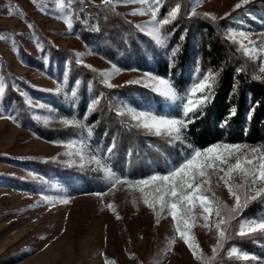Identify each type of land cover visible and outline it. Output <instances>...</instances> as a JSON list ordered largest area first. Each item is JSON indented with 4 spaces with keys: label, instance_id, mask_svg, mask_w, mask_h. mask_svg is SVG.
Masks as SVG:
<instances>
[{
    "label": "rangeland",
    "instance_id": "374dc122",
    "mask_svg": "<svg viewBox=\"0 0 264 264\" xmlns=\"http://www.w3.org/2000/svg\"><path fill=\"white\" fill-rule=\"evenodd\" d=\"M91 1L110 4V13L115 16L112 20L118 19L114 20L117 27L136 28L141 24L147 28L151 6H156L158 20L165 19L176 6L166 0H130L127 4L119 0ZM194 3L196 11L212 13L221 21L227 37L229 28L249 33L232 41L252 67L264 65V52L259 51L264 27L253 22L254 16L246 4L234 9L237 0H190V10ZM68 8L65 0H0V81L4 84V92L0 93V264H214L212 246L218 238L215 224L220 218L214 211L203 213L199 202L192 206L188 222L189 238L197 245L194 254L177 231V221L170 209L145 204V197L152 200L156 193L150 185L136 183L140 179L116 178L105 191L80 194L65 188L48 172L54 163H63L101 171L108 177V162L96 153L84 127L65 122L78 118L57 108L56 102L68 105L73 95L67 80L70 62L66 54L56 57L53 48L73 52L77 65L88 68L103 83L104 73H110L104 83L110 87L138 80L145 74L122 69L102 57L88 42L98 39L97 20L74 21ZM136 8L143 11L133 13ZM225 12L229 15L224 16ZM167 23L160 26L162 34ZM245 46L250 48L249 53L244 51ZM60 85L61 92H55ZM78 86L75 82L77 91ZM118 107L127 119L142 127L127 108L148 110L122 101ZM32 122H36L38 129L32 127ZM185 129H181L180 139H184ZM146 131L179 140L167 132ZM247 146L257 152L264 149L260 145ZM81 148L83 164L79 162L80 155L67 154ZM69 160L75 162L68 163ZM36 163L43 164L44 170H39ZM221 176L222 173L208 177L207 194L210 201L231 206L235 199ZM230 179L233 184L245 182L239 175ZM261 186L264 185L257 181L254 187ZM204 215L208 216L207 221ZM236 220L230 221L229 226L233 223L232 233L239 235L241 219ZM180 226L184 227L183 221ZM231 240V236L226 239L216 254L222 252L236 264H264L263 255L249 253L246 248L231 244Z\"/></svg>",
    "mask_w": 264,
    "mask_h": 264
},
{
    "label": "trees",
    "instance_id": "16d2710c",
    "mask_svg": "<svg viewBox=\"0 0 264 264\" xmlns=\"http://www.w3.org/2000/svg\"><path fill=\"white\" fill-rule=\"evenodd\" d=\"M166 1L180 7L177 16L163 28L166 44L159 46L133 25L117 27L114 20L118 19L112 20L115 16L110 13V4L65 0L74 21L97 20L98 39L88 42L102 57L122 69L150 72L170 80L180 96L172 101L138 83L110 87L95 79L88 68L79 67L73 52L53 48L56 57L66 54L70 62L68 90L79 81L71 102L68 105L56 102L57 108L83 122L86 138L108 162L107 168L115 173V178L109 179L101 171L54 163L48 172L65 188H72V192H102L110 188L116 178L142 179L155 172L167 174L183 163L195 148L203 149L213 143L264 146V65L261 68L250 65L237 44L223 33L220 20L213 21L199 11L189 16L190 0ZM245 6L252 11L253 22L264 27V0H253ZM173 48L176 49L174 56ZM210 71L217 72L213 96L207 104L199 106L194 115L187 116L184 139L174 141L170 136L149 133L127 119L118 107L122 101L157 115L185 118L182 100L186 102L191 85ZM93 99H97V105L89 110ZM32 127L38 129L36 122H32ZM35 166L39 170L45 168L40 163ZM261 217H264V198L256 197L249 200L241 216L234 220ZM229 227L235 232L233 223ZM231 239V244L264 256V234L257 232L240 237L232 233ZM214 259V264H236L222 252Z\"/></svg>",
    "mask_w": 264,
    "mask_h": 264
},
{
    "label": "snow or ice",
    "instance_id": "6c2138e0",
    "mask_svg": "<svg viewBox=\"0 0 264 264\" xmlns=\"http://www.w3.org/2000/svg\"><path fill=\"white\" fill-rule=\"evenodd\" d=\"M120 3L127 4L130 0H119ZM248 3V0H237V3L233 8H239L242 5ZM180 5L172 7L167 13L165 19H157V8L155 5L151 6V17L149 27L137 24L135 27L140 31L147 32V35L152 37L158 44H166V35L162 34L160 26L169 22L177 16ZM143 9H133V13L142 12ZM197 14L195 3L193 4L189 16ZM206 18L210 17L213 21L217 19L212 13H204ZM229 13L225 12L224 16H228ZM69 28H71V21H67ZM249 33L237 32L233 28L228 29V38L235 40L239 37H247ZM254 42H250L253 44ZM244 51L250 52V48L245 46ZM259 51L264 52V33H261V47ZM176 49H172V55L174 56ZM91 67V65H88ZM115 67V66H114ZM240 71V69H236ZM110 73H104V83L108 82ZM217 72L210 71L204 74L202 78H198V82H194L190 89L187 91V100L183 104V112L186 114L185 118H171L166 115H155L150 111H137L132 107H128L127 111L132 114L133 119L138 121L140 125L148 130L155 131L156 133L167 132L174 135L176 139H180L181 129L188 126V115H194L199 106L207 104L212 96L214 85L216 83ZM77 84L79 81L76 82ZM126 83H138L144 84L147 87L152 88L154 91L161 93L162 95L171 98L172 100L179 99L176 89L171 85L170 80L154 75L150 72H145L144 76L138 80L128 81ZM63 85H60L55 92H61ZM76 88L72 89V95H76ZM4 92V84L0 81V93ZM97 105V99H93L89 104V110L93 109ZM11 116V114H10ZM68 125H81V120L72 118L65 121ZM91 129H88V135L91 136ZM111 147H109V152ZM244 155H241L242 151ZM69 156L80 155V163H84L83 148L78 152H69ZM55 159V157H53ZM95 160L96 157H91ZM75 161L69 160L68 163H74ZM109 179L115 178V173L111 169H105ZM222 173L221 178L224 181L225 186L228 189L229 194L234 197L235 203L231 206L224 204L222 201L209 200L208 189L206 184L208 177L212 174ZM239 175L244 178V183L233 184L230 177ZM127 180V177H124ZM259 181L261 185H264V149L257 152L254 148L240 143H213L212 145L200 149L195 148L192 154L184 160L183 163L173 167L168 171L166 175H162L160 172L136 181L140 185H150L156 196L149 200L145 197V204L153 206L159 204L161 208H168L171 211V216L177 221V231L180 236L183 237L184 242L195 254L197 252V245L189 238L188 222L192 212V206L199 202V205L203 209V213L215 212V215L220 219L216 222L215 227L217 231V240L213 247V256L219 248L223 247V243L232 235V231L229 227V222L236 217H240L243 209L247 206L249 200L256 197L264 198V186L259 188L254 187ZM155 182V183H151ZM254 193V195H253ZM46 200H51L50 197H44ZM67 198H64L66 202ZM205 221L208 220V216L204 215ZM180 221H183L184 227L181 228ZM264 234V219H245L241 218L239 222V235ZM236 251V249H233ZM211 258H208L210 261Z\"/></svg>",
    "mask_w": 264,
    "mask_h": 264
}]
</instances>
